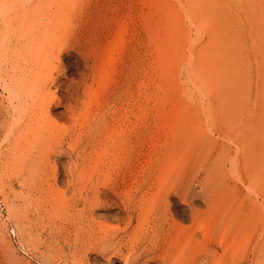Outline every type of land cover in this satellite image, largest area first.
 Here are the masks:
<instances>
[{
    "label": "rangeland",
    "instance_id": "obj_1",
    "mask_svg": "<svg viewBox=\"0 0 264 264\" xmlns=\"http://www.w3.org/2000/svg\"><path fill=\"white\" fill-rule=\"evenodd\" d=\"M115 51L120 56L115 80L96 107L90 89L96 90L97 77ZM255 106L259 110L254 114ZM248 108L249 112L244 111ZM252 114L258 115L254 124ZM47 120L57 122L59 127L53 125L58 131L51 123L53 130L49 125L51 134H47ZM253 133H264V0H0V264H169L171 259L175 264L173 256L185 251L177 264H222L227 252L215 242L224 224L244 248L240 250V244L238 250L235 244L238 254L234 248L232 253L228 250L230 263L264 264V222L256 229L244 210L231 211L239 200L246 206L256 194L257 202L264 203V195L260 196L264 181L249 177L240 163L241 152L249 146L247 137L254 139ZM231 139L242 143L243 150L237 149V143L231 145ZM214 143L220 144V150ZM230 158H235L231 166L241 164L234 169L244 176L243 181L233 179L237 173ZM28 166L35 168L33 180ZM231 168L236 174L232 175ZM52 170H56L54 175ZM48 173L52 174L47 177ZM180 173L183 179V174L177 176ZM177 178L182 181L175 189ZM25 180H30L29 186L26 181L22 187L18 182ZM254 181L259 185L252 187L263 191H252ZM58 184L67 197L65 201L60 196L58 201L68 200L66 207L61 200L63 207L55 203V195L62 191ZM235 187L240 189L238 198L233 196ZM50 193L51 201L47 200ZM183 195L190 199H181ZM43 197L51 206L41 201ZM214 198L218 202L211 206ZM146 201L153 203L149 211V205L138 206ZM144 212L149 219L143 217ZM201 218L221 223L210 241L191 226L197 227ZM170 221H179L186 230ZM107 224L110 229L114 224L119 227L103 231L101 227ZM138 225L142 228L136 229V236L132 230ZM243 233L249 238L247 249ZM185 239L189 246L195 247L201 239L199 247L205 240L209 244L206 241L201 247L205 246V253L195 247L201 253L195 256L194 247L189 250ZM109 240L113 245L106 244ZM207 250L216 257L224 252L221 262L211 254L217 263L212 262ZM246 250L248 259L242 258ZM180 258H188L184 259L187 263Z\"/></svg>",
    "mask_w": 264,
    "mask_h": 264
},
{
    "label": "bare ground",
    "instance_id": "obj_2",
    "mask_svg": "<svg viewBox=\"0 0 264 264\" xmlns=\"http://www.w3.org/2000/svg\"><path fill=\"white\" fill-rule=\"evenodd\" d=\"M112 52H113V51H112ZM112 52H111V53H112ZM117 53H118V52L115 51L114 53H112L113 55L110 54L111 56H109V58L106 59L107 61H106V63H104L105 65L103 66L104 68L102 69V72L99 71L100 73H102L101 77L99 76L100 73L98 72V73H99V74H98L99 77H97V78H99L98 80H100V82L98 83V85H96V86H97L96 90L92 91V89H90V93L92 92V94H90V96L93 95V96H94V101H95V103H93V102H92V103H93L96 107L98 106L96 102L99 101V100H98L99 97H100L101 95H102L101 97H103L104 93L108 90V88H109V86L111 85V83L115 80V75H116V73H117V64H118V61H119V59H120V56L118 55V56H119V57H118V56H117ZM119 62H120V61H119ZM51 79H53V78H51ZM96 80H97V79H96ZM46 82H48V81H46ZM49 82H50V81H49ZM96 82H97V81H96ZM96 82H95V84H96ZM45 86H46V84H45ZM48 86H49V85H48ZM50 86H51V85H50ZM50 86H49V87H50ZM96 86H95V87H96ZM46 89H47V88H46ZM249 89H250V88H249ZM257 89H258V90H256V91H257L258 96H259V95H261V92H260V88H259V86H257ZM43 90H44V88H43ZM87 90H88V89H87ZM47 91H48V89H47ZM54 91H55V90H53V92H54ZM228 91H229V90H228ZM49 92H50V90H49ZM87 92H89V91H87ZM94 92H95V93H94ZM109 92H110V91H109ZM54 93H55V92H54ZM93 93H94V94H93ZM248 93H249V91H248ZM48 94H49V93H48ZM50 94H52V91H51ZM88 94H89V93H88ZM49 96L52 97L53 94H52V95H49ZM54 96H55V95H54ZM56 96H57V95H56ZM90 96H89V97H90ZM228 96H229V95H228ZM87 97H88V96H87ZM229 97H230V96H229ZM52 98H53V97H52ZM53 99H54V98H53ZM58 99H59V98H58ZM58 99H57V103L59 104ZM90 99H91V97H90ZM90 99H88V101L86 100V102H89ZM104 99H105V98H104ZM104 99H103V100H104ZM91 100H92V99H91ZM61 101H62V100H61ZM83 102H84V101H83ZM90 102H91V101H90ZM90 102H89V103H90ZM100 102H102V101L100 100ZM89 103H87V104H89ZM92 103H90V104H92ZM85 104H86V103H85ZM87 104H86V105H87ZM90 104H89V105H90ZM86 105H84V106L86 107ZM70 106H71V105H70ZM87 106H88V105H87ZM91 106H92V105H91ZM46 107H47V106H46ZM46 107H45V108H46ZM93 107H94V106H93ZM98 107H99V106H98ZM45 108H44V111H45ZM72 108H73V107H71L70 110H71ZM75 108H76V107H75ZM253 108H254V109H253V112H252V111H251V112L254 113V114L257 113L258 110H259L258 107L255 106V107H253ZM15 109H16V108H15ZM49 109H50V108H49ZM84 109H87V108H84ZM88 109H89V108H88ZM246 109H247V108H246ZM248 109H249V110H244V111L249 112V111H250V108H248ZM47 110H48V108H47ZM47 110H46V111H47ZM89 110H90V109H89ZM228 110H229V109H228ZM49 111H50V110H49ZM232 111H233V110H231V112H232ZM234 111H235V110H234ZM21 112H23V111L20 110V111L18 112V114H19V113L21 114ZM72 112H73V110H72ZM72 112H71V115H73ZM232 113H233V112H232ZM20 114H19V115H20ZM44 114H45V113H44ZM46 114L48 115V113H46ZM254 114H252V115H253L255 118H252L251 123L256 122L255 119L258 117V115H254ZM53 115H54V114H53ZM44 116H45V115H44ZM50 116H51V113H50ZM75 116H77V115H75ZM75 116H74V117H71V118H74L75 121H76L78 118L76 119ZM47 117H48V116H47ZM53 117H54V116H53ZM53 117L51 116V118H53ZM43 118H44V117H43ZM55 118H56V116H55ZM57 119H59V118H57ZM74 119H73V120H74ZM59 120H60V119H59ZM47 121H49V120H47ZM62 122H63V121H62ZM72 122H73V121H72ZM45 123H46V120H45ZM45 123H44V126L46 125ZM51 123H52V124H51ZM54 123H55V122H52V121L50 122V121H49V122L47 123V127H46V126H45V127L48 128V126H49L50 124L53 126V128H54L55 125L58 126V125L56 124L57 122L55 123V125H53ZM60 123H61V122H60ZM62 124H63V123H61V128L64 127ZM75 124H76V123H75ZM253 124H254V123H253ZM51 125H50L49 128H51V129L53 130V128L51 127ZM73 125H74V124H73ZM56 126H55V128L57 129ZM67 126H68V125H67ZM58 127H59V126H58ZM46 128H44V130H42V131H45ZM49 128H48V130H50ZM70 128H71V126H70ZM42 129H43V128H42ZM56 129H55V130H56ZM63 129H67L66 126H65ZM72 129H73V128H72ZM56 131H58V129H57ZM61 131H62V129H61ZM48 133L51 134V130H50V132L47 131V134H48ZM63 133H64V132H63ZM70 133H71V132H70ZM217 133H221V132H217ZM222 133H224V132H222ZM224 134H225V133H224ZM224 134H223V135H224ZM250 134H251V133H250ZM253 134H254V133H253ZM259 134H260V133H255V134H254L255 136L253 135V138H254V139H251V138L247 137V138H248L249 146H248V147L246 146V148H245L244 150H243V148H241L242 146L240 145V144H242V143L233 142L232 139H231V142H232L231 145L237 143V144L239 145V146L237 145V146L239 147V148L237 147V149H240V148H241L240 151L243 150V152H241V154L239 153L240 156L242 155V157L240 158V160L242 159V161H241L240 163H243V168H244L246 174L249 175V177H251V178L257 177L256 179H258V177H260V179L262 178V180L264 181V133H261L260 135H259ZM64 135H65V134H64ZM207 135H208V134H207ZM258 135H259V136H258ZM229 136L231 137V135H229ZM251 136H252V135H251ZM17 137H19V136H17ZM209 137H210V136H209ZM206 138H207V137H206ZM220 138H221V136H220ZM226 138H227V137H226ZM226 138H224V140H225ZM231 138H232V137H231ZM19 139H20V138H18V139H16V140H18V142H19V141H20ZM221 139H222V138H221ZM229 139H230V138H229ZM237 139H238V138H237ZM257 139H258V140H257ZM209 140H210V139H209ZM224 140H222V142H223ZM227 140H228V139H227ZM246 140H247V139H246ZM256 140H257V141H256ZM216 141H217V140H216ZM216 141H215V142H216ZM229 141H230V140H229ZM252 141H253V142H252ZM258 141H259V143H258ZM222 142H221V145L225 146L226 143L223 144ZM227 142H228V141H227ZM231 142H230V143H231ZM209 144H210V143H209ZM214 144H215V143H214ZM212 145H213V144H212ZM243 145H244V143H243ZM215 146L218 147V149L220 150L221 147H219V146H220L219 143L215 144ZM226 146H227V145H226ZM229 146H230V145H229ZM213 147H214V146H213ZM216 147H215V148H216ZM235 147H236V145H235ZM244 147H245V146H244ZM216 150H217V149H216ZM227 150H228V149H227ZM227 150H226L225 153L230 152V150H229V151H227ZM238 151H239V150H238ZM48 152H49V154H51V153H52V150H51V153H50V151H48ZM236 152H237V151H236ZM54 153H56V152L54 151ZM44 154H45V153H44ZM46 154H47V152H46ZM46 154H45V156H46ZM206 154H207V153H206ZM228 154H230V153H228ZM239 154H238V155H239ZM47 155H48V154H47ZM226 155H227V154H226ZM235 155H236V154H235ZM223 156H224V155H223ZM10 157H13L14 159H16L15 156H11V155H10ZM29 157H30V156H29ZM49 157H50V156H49ZM233 157H234V156H233ZM27 158H28V155H27ZM44 158H45V157H43V159H44ZM47 158H48V157L46 156V159H47ZM219 158H220V160H221L222 157L219 156ZM219 158H218V160H219ZM223 158H224V157H223ZM223 158H222V159H223ZM225 158H228V157L226 156ZM235 158H236V157H235ZM235 158H234V160H233V158H232V161H233V162H235ZM29 159H31V157H30ZM41 159H42V158H41ZM50 159H51V157H50ZM204 159H205V158H204ZM236 159H237V158H236ZM32 160H33V159H32ZM48 160H49V159H48ZM224 160H226V159H224ZM41 161H42V160H41ZM45 161H46V160H45ZM53 161H55V160H53ZM177 161H179V160H177ZM201 161H202V160H201ZM227 161H228V160H227ZM230 161H231V158H230V160H229L228 162L230 163ZM232 161H231L232 164H230V166L234 164ZM28 162H29L28 165L31 164V161H28ZM47 162H48V161H47ZM225 162H226V161H225ZM42 163H43V162H42ZM45 163H46V162H45ZM48 163H49V162H48ZM215 163H216V161H215ZM220 163H221V162H220ZM220 163H218V164H220ZM240 163H239V166H241ZM43 164H44V163H43ZM49 164H50V163H49ZM49 164H48V165H49ZM53 164H54V163H53ZM53 164H52V166H53ZM55 164H56V163H55ZM55 164H54V165H55ZM177 164H178V163H177ZM184 164H185V163H184ZM201 164H204V163H201ZM218 164H217V165H218ZM221 164H222V163H221ZM225 164H226V163H225ZM44 165H45V164H44ZM48 165H47V166H48ZM56 165H57V164H56ZM214 165H215V164H214ZM235 165H236V163H235ZM47 166H45V167H47ZM57 166H58V165H57ZM200 166H201V165H200ZM202 166H203V165H202ZM221 166H223V165H221ZM221 166L219 165L218 169H220ZM230 166H229V167H230ZM237 166H238V165H237ZM239 166H238V167H239ZM216 167H217V166H216ZM231 167H233V169H234V168H238V167H234V166H231ZM28 168H29V166H28ZM48 168H52V167L49 166V167H47V169H48ZM214 168H215V167H214ZM29 169H31V168H29ZM29 169H27L28 172L32 170V169H31V170H29ZM52 169H53V168H52ZM183 169H184V171H186L185 168H183ZM205 169H206V168H205ZM218 169H215V171L217 170V173H218ZM239 169H240V168H239ZM239 169H238V170H239ZM33 170H35V168H34ZM33 170H32V171H33ZM36 170H37V169H36ZM48 170H49V169H48ZM50 170H51V169H50ZM180 170H182V167H181ZM220 170H222V169H220ZM231 170H232V168H231ZM234 170H235V169H234ZM242 170H243V169H242ZM37 171H38V170H37ZM160 171H161V170H160ZM160 171H158V173H161ZM182 171H183V170H182ZM193 171H194V169H193ZM35 172H36V171H35ZM49 172H50V171H49ZM52 172H53V175H54V172H56V170H55V171L52 170ZM162 172H165V171H162ZM220 172H221V171H220ZM224 172H225V171H224ZM230 172H233V170L230 171ZM235 172L237 173L238 171L235 170ZM235 172H233L232 175H234ZM239 172H240V170H239ZM33 173H34V171H33L32 173H30V175L32 176ZM57 173H58V172H57ZM158 173H157V174H158ZM165 173H166V172H165ZM177 173H178V172H177ZM222 173H223V172H221L220 174L223 175ZM225 173H226V175H228V174H229V171H226ZM227 173H228V174H227ZM236 173H235V174H236ZM258 173H259V174H258ZM34 174H35V173H34ZM51 174H52V173H51ZM51 174L48 173L47 177H48L49 175H51ZM154 174H156V173H154ZM169 174H170V173H169ZM181 174H183V173H180V175H177V176L180 177ZM230 174H231V173H230ZM243 174H245V173H243ZM28 175H29V173H28ZM30 175H29V176H30ZM44 175L46 176V174H44ZM44 175H43L42 179L45 178ZM55 175H56V174H55ZM174 175H175V174H174ZM226 175H225V177H226ZM232 175H231V176H232ZM257 175H258V176H257ZM31 176H30V177H31ZM229 176H230V175H229ZM229 176H228V177H229ZM231 176L229 177V179H232ZM235 176H236V178H234ZM33 177H34V176H32L31 179H32ZM47 177H46V178H47ZM50 177H51V176H50ZM144 177H145V176H144ZM175 177H176V176H175ZM182 177H184V174H183L180 178H182ZM211 177H212V175H210L208 178H211ZM228 177H227V178H228ZM232 177H233V176H232ZM234 177H233V179H235V181H236V179H238V180H240V181H243V180H244V179H243L244 176H242L241 173H237V175H234ZM249 177H247V178H249ZM40 178H41V176L39 175V179H40ZM56 178H58V177H56ZM113 178H114V177H113ZM135 178H136V177H135ZM135 178H134V179H135ZM141 178H142V177H141ZM160 178H161V176H160ZM220 178L224 179L223 176L220 177ZM31 179H30V180H31ZM47 179H48V178H47ZM47 179H46V181H47ZM49 179H50V178H49ZM121 179H122V178H121ZM165 179H166V178H165ZM182 179H183V178H182ZM222 179H221V180H222ZM30 180H29V182H28L27 180L22 181V183H21V181H19L18 183H19V184H22V187H24V186H25L24 184L26 183V181L28 182L26 185H28V184L30 183ZM32 180H33V179H32ZM32 180H31V181H32ZM43 180H45V179H43ZM43 180H42V181H43ZM51 180H52V179H51ZM57 180H58V179H57ZM68 180H69V179H68ZM71 180H72V179H71ZM122 180H123V179H122ZM142 180H143V178H142ZM163 180H164V179H163ZM176 180L178 181V178H177ZM179 180H180V179H179ZM213 180H214V179H213V177H212V181H213ZM248 180H249V179H248ZM42 181H41V182H42ZM48 181H49V180H48ZM55 181H56V180H55ZM112 181H113V180H112ZM135 181H136V180H135ZM158 181H159V180H158ZM177 181H175V183H176ZM180 181H182V180H180ZM180 181H178L179 184H178V183L175 184V186L178 184V186L175 187V189L178 188V187L180 186ZM229 181H230V180H229ZM232 181H233V180H232ZM256 181H257V180H256ZM23 182H24V184H23ZM32 182H34V181H32ZM57 182H58V181H57ZM69 182H70V181H68V183H69ZM72 182H73V181H72ZM153 182H154V181H153ZM155 182H157V181H155ZM172 182H174V181H172ZM210 182H211V181H210ZM210 182H207V183H209L210 185H212ZM213 182H214V181H213ZM254 182H255V181H254ZM42 183H44V181H43ZM45 183H47V185H48L49 182H45ZM74 183H75V182H74ZM138 183H139V182H138ZM157 183L159 184V182H157ZM161 183H163V182H161ZM207 183H206V185H207ZM225 183H226V182H225ZM60 184H61V186L63 185L62 183H60ZM70 184H72V183H70ZM155 184H156V183H155ZM158 184H157V185H158ZM186 184H187V183H186ZM223 184H224V183H223ZM226 184H227V183H226ZM255 184H256V188H257L258 185H259V182H258V185H257L256 182H255L253 185H251V184H250V185H251V187H252V186H254ZM23 185H24V186H23ZM50 185H53V184L50 183ZM50 185H49V186H50ZM74 185H75V184H74ZM106 185H107V184H106ZM145 185H146V184H145ZM151 185H153V184H151ZM151 185H150V187H151ZM28 186H29V185H28ZM56 186H57V185H56ZM56 186H55V187H56ZM104 186H105V185H104ZM110 186H111V184H110ZM110 186H109V187H110ZM148 186H149V185H148ZM212 186H214V185H212ZM236 186H237V185H236ZM260 186H261V185H260ZM262 186H263V184H262ZM26 187H27V186H26ZM55 187H51L50 190L53 189V188H55ZM58 187L62 190V187H63V186L60 187L59 184H58ZM58 187H57V188H58ZM64 187H65V186H64ZM158 187H159V185H158ZM158 187H157V189H159V191H160V188H158ZM164 187H165V186H164ZM208 187H209V186L206 187L207 190H208ZM215 187H216V186H215ZM251 187H250V188H251ZM254 187H255V186H254ZM254 187H252V188H253V190L251 189L252 191L255 190ZM46 188H47V187H46ZM97 188H98V187H97ZM138 188H139V187H138ZM148 188H149V187H148ZM155 188H156V187H155ZM155 188H154L153 190H155ZM171 188H172L171 190H173V189H174V186L171 187ZM235 188H236V187H235ZM246 188H248V187L246 186ZM60 189H57L55 192H59ZM95 189H96V188H95ZM157 189H156V191H157ZM230 189H231V186H230ZM232 189H233V188H232ZM248 189H249V188H248ZM261 189H262V188H260V189L258 188V189H257L258 191H257V190H255V191L258 193V192H261V191H260ZM263 189H264V188H263ZM263 189H262V191H263ZM58 190H59V191H58ZM113 190H115V189L113 188ZM136 190H137V189H136ZM162 190H163V189H162ZM168 190H170V189H168ZM171 190H170V191H171ZM210 190H211V189H210ZM224 190H225V189H224ZM251 190L249 189V190H247V191L250 192ZM42 191H43V189H42ZM42 191H41V192H42ZM44 191H45V189H44ZM63 191L66 192L65 190H62V191H60L59 195H58V193H57L58 196L55 195V199H57V201H56L55 203H57V205H60V207H63L64 205H62L61 203H59L61 199L58 201V197L60 198V196H62L61 198L65 199V198H64V195H63V193H64ZM67 191H68V188H67ZM97 191H98V190H97ZM116 191H117V189H116ZM151 191H152V190H151ZM159 191H158V192H159ZM175 191H177V190H175ZM203 191H205V190H203ZM203 191H202V193H203ZM211 191H212V190H211ZM225 191H226V190H225ZM239 191H240V189H237V188H236L235 192H237V193H235V194L233 195L235 198H238V197H236L235 195H239V193H238ZM50 192H54V190H53V191H50ZM55 192H54V193H55ZM62 192H63V193H62ZM172 192H174V191H172ZM212 192L215 193L214 191H212ZM233 192H234V191H233ZM249 192H248V193H249ZM113 193H114V191H112V194H113ZM116 193H117V192H116ZM118 193H119V191H118ZM149 193H150V192H149ZM174 193H175V192H174ZM208 193H209V192H208ZM210 193H211V192H210ZM252 193L255 195V192H252ZM55 194H56V193H55ZM144 194H145V193H144ZM153 194H154V195L156 194V196L158 195V193H156L155 191H154ZM171 194H172V193H170L169 195H171ZM203 194H204V193H203ZM218 194H219V193H218ZM260 194H261L260 196H262V194L264 195V193H262V192H261ZM48 195H49L50 197L47 198V200H49L50 198L54 199V198L52 197L51 193L48 194ZM116 195H118V194H116ZM167 195H168V194H167ZM169 195H168V196H169ZM215 195H216V193H215ZM249 195H250V194H249ZM258 195H259V194H256L255 196L257 197ZM43 196H44V195H43ZM93 196H94V195H93ZM93 196H92V197H93ZM112 196H114V194H113ZM128 196H129V194H128ZM128 196H127V198H129ZM156 196H155V198H156ZM184 196H185V195L181 196V199H182V197H184ZM187 196H189V195H186L184 198H186ZM239 196H240V195H239ZM260 196H259V197H260ZM56 197H57V198H56ZM97 197H98V196H97ZM109 197H110V196H109ZM118 197H119V196H118ZM130 197H132V196H130ZM146 197H148V199H149V196H146ZM151 197H152V196H151ZM159 197H160V196H159ZM206 197H207V196H205V198H206ZM249 197H250V196H248V198H249ZM256 197L253 198V199H251L252 197L249 198L250 201L248 200V205H246V206H245V203H244L245 201H242V202L240 203L241 200H239V204L234 205L235 208H233L231 211H232L233 213L236 214V212H237L238 210H244L245 212H243V213H245L246 216L249 217L248 219H250L251 222H253V223L256 224V225L254 224V227L257 229L258 226H259L258 224L261 225V223L264 222V209L262 208V204H264V203L261 204L259 201L257 202V198H256ZM44 198H46V197H43L41 201H43V202L45 201V203L48 204L49 202L47 203V200L44 199ZM98 198H99V197H98ZM101 198H102V197H101ZM124 198H125V196H124ZM157 198H158V197H157ZM161 198H162V197H160V199H161ZM169 198H170V196H169ZM169 198H168V199H169ZM187 198H189V197H187ZM216 198H218V196H217ZM216 198H214V200L211 202V206H212V205H213V206H214V205L216 206V203H215V201H217ZM229 198H232V197L230 196ZM246 198H247V197H246ZM261 198H262V197H261ZM43 199H44V200H43ZM66 199H67V197H66ZM66 199H65V201H66ZM68 199H69V198H68ZM77 199H78V198H77ZM102 199L104 200V198H102ZM139 199H141V198H139ZM150 199L152 200V198H150ZM165 199H166V198H165ZM189 199H190V198H189ZM189 199H188V201H189ZM221 199H223V198L220 197L219 200H221ZM224 199H225V198H224ZM224 199H223L222 201H224ZM93 200H94V199H93ZM97 200H98V199H97ZM105 200H106V199H105ZM122 200H123V199H122ZM145 200H146V199H145ZM156 200H157V199H156ZM169 200H170V199H169ZM183 200H185L186 203L188 202L186 199H183ZM183 200H182V201H183ZM227 200H228V199H227ZM230 200H231V199H230ZM263 200H264V198H263ZM49 201H51V200H49ZM52 201H54V200H52ZM65 201H64V200H61V202H63V203H64ZM69 201H70V200H69ZM73 201H74V200H73ZM78 201H79V200H77V202H78ZM90 201H91V199H90L88 202H90ZM98 201H99V200H98ZM170 201H171V200H170ZM185 201H183V202H185ZM228 201H229V200H228ZM237 201H238V200H237ZM86 202H87V201H86ZM127 202H129V201H127ZM146 202H147V201H146ZM157 202H158V201H157ZM162 202H164V200H163ZM217 202H218V201H217ZM229 202H230V201H229ZM235 202H236V201H235ZM53 203H54V202H53ZM53 203H52V204H53ZM55 203H54V206H55ZM65 203H66V202H65ZM65 203H64V204H65ZM67 203H68V200H67ZM67 203H66V205H65L64 207H66V206L69 205V203H68V205H67ZM106 203H108V201H107ZM147 203H148V204H146L145 202H143L142 205L139 203L140 205H138V206L144 208V206H143L144 204L147 205V206L149 205V206L147 207V210H146V211H149L148 208L150 209V207H152L151 204L153 205V203H152L151 201H148ZM149 203H150V204H149ZM237 203H238V202H237ZM246 203H247V202H246ZM46 204H44V205H46ZM75 204H76V203H75ZM94 204H95V203H94ZM97 204H98V203H97ZM133 204H134V202H133ZM136 204H137V203H136ZM159 204H160V203H159ZM232 204H233V202H232ZM49 205L51 206V202L49 203ZM72 205H73V204H72ZM85 205H86V204H85ZM87 205H90V204H87ZM91 205H92V203H91ZM95 205H96V204H95ZM99 205H100V203H99ZM99 205H98V206L96 205V206L99 207ZM76 206H77V205H76ZM100 206H102V203H101ZM124 206H125V205H124ZM167 206H168V205H167ZM56 207H57V206H56ZM90 207H91V206H90ZM228 207H229V205H228ZM228 207H227V208H228ZM71 208H72V207H71ZM75 208H76V207H75ZM88 208H89V206H88ZM102 208H103V207H102ZM143 208H141V210H142ZM220 208H221V207H220ZM64 209H66V208H64ZM76 209H77V208H76ZM92 209H93V207H92ZM104 209H105V207H104ZM106 209H107V208H106ZM165 209H166V208H165ZM208 209H209V208H208ZM228 209H229V208H228ZM32 210H33V209H32ZM32 210H27V211H30V212H31ZM66 210H67V209H66ZM88 210H89V209H88ZM101 210H102V209H101ZM152 210H153V209H152ZM202 210H203V209H202ZM204 210H205V209H204ZM214 210H215V209H214ZM223 210H225V209H223ZM223 210H222V211H223ZM35 211H36V210H35ZM74 211H75V210H74ZM25 212H26V211H25ZM25 212H24V215L26 214ZM30 212H28V215H29ZM33 212H34V211H33ZM92 212H93V211H92ZM141 212H142V211H141ZM212 212H213V211H212ZM37 213H38V211H37ZM71 213H72V212H71ZM73 213H74V212H73ZM77 213H78V212H77ZM138 213H139V212H138ZM147 213H148V212H147ZM147 213H146V214H147ZM208 213H209V212H208ZM208 213L206 212V216H207V217L209 216ZM217 213H219V212H217ZM31 214H33V213H31ZM38 214H39V213H38ZM75 214H76V213H75ZM94 214H95V212H94ZM146 214H145V212H144V216H143V215H142V216L145 218V215H146ZM192 214H193V213H192ZM199 214H201V212H200ZM212 214H213V213H212ZM222 214H223V213H222ZM26 215H27V214H26ZM28 215H27V216H28ZM36 215H37V214H36ZM73 215H74V214H73ZM91 215H92V214H91ZM201 215H202V214H201ZM201 215H200V217H201ZM210 215H211V214H210ZM217 215H218V214H217ZM34 216H35V215H34ZM37 216H38V215H37ZM41 216H42V215H41ZM71 216H72V215H71ZM75 216L77 217V215H75ZM78 216H80V215H78ZM94 216H95V215H93V219H94ZM99 216H100V215H99ZM101 216H102V215H101ZM139 216H140V215H138V217H139ZM148 216H149V215H148ZM162 216H163V215H162ZM170 216H171V215H170ZM223 216H224V215H222V217H223ZM228 216H229V215H228ZM236 216H238V214H237ZM243 216H244V214H243ZM24 217H26V216H24ZM39 217H40V216H39ZM102 217H105V216H102ZM203 217H204V216H203ZM207 217H206V218H207ZM225 217H227V216H225ZM36 218H38V217H36ZM73 218H75V217H73ZM78 218H79V217H78ZM100 218H101V217H100ZM106 218H107V217H106ZM144 218H142V217H141V219L139 218V219H140V220L138 219L139 222L141 223V222H142V219H144ZM146 218L149 219L148 217H146ZM146 218H145V219H146ZM175 218H176V217H175ZM209 218H210V217H209ZM213 218H214V217H213ZM227 218H228V217H227ZM233 218H234V217H233ZM240 218H241V217H240ZM244 218H245V217H244ZM38 219H39V218H38ZM41 219H42V218H41ZM43 219H44V218H43ZM43 219H42V221H43ZM75 219H76V218H75ZM129 219H130V218H129ZM170 219H173V220H174V218H170ZM216 219H218V218H216ZM237 219L239 220V218H237ZM241 219H242V218H241ZM241 219H240V220H241ZM245 219H247V217H246ZM245 219H242V221H244ZM26 220H28V218H27ZM72 220H74V219H72ZM76 220H77V219H76ZM95 220H96V222H97V224H98V219H95ZM176 220H177V219H176ZM200 220H201V222H199V223H195V222L192 220L193 223L197 224V227H196V225H195V227H194L193 225H191V226H192L193 228H197L198 230H200L199 233L202 232V234H203L202 236H205L206 239H207L208 241H210L209 238H210V239L213 238V235H212L211 233H212V232L218 227V222H219V220H218V222H217V221H214V224H211L212 221H211V223H210V222L208 223V222L204 221V220H206V219L203 220V219L201 218ZM230 220H232L231 217H230ZM39 221H40V220H39ZM78 221H79V219H78ZM88 221H89V220H88ZM145 221H146V220H145ZM147 221H148V220H147ZM147 221H146V222H147ZM179 221H180V220H179ZM179 221H177V222H176V221H174V222L170 221V222H171V224L174 223V224H175L176 226H178V228L181 230V229L183 228V226L180 225V224L178 223ZM192 221H191V222H192ZM197 221H198V219H197ZM233 221H234V220H233ZM248 221H249V220H248ZM28 222H29V221H28ZM70 222H71V221H70ZM72 222H74V221H72ZM75 222L77 223V221H75ZM146 222H144V223H146ZM230 222H232V221H230ZM87 223H88V222H87ZM91 223H92V222H91ZM102 223H105V222H102ZM102 223L99 222V225H101ZM181 223H182V221H181ZM219 223H220V222H219ZM228 223H229V221H228ZM239 223H240V221H239ZM243 223H244V222H243ZM73 224H74V223H73ZM128 224H129V223H128ZM168 224H169V223H168ZM183 224H184V223H183ZM92 225H94V224H92ZM102 225H103V224H102ZM104 225H105V224H104ZM111 225H112V224H111ZM115 225H116V224H114V225L112 226V227H113V228H111L112 230H113V229L116 230V227H119V226H116V227H115ZM117 225H118V224H117ZM184 225H185V224H184ZM219 225H221V223H220ZM239 225H240V224H239ZM239 225H238V227H239ZM248 225H249V224H248ZM89 226H90V224H89ZM96 226H97V225H96ZM106 226L109 227L110 224H107ZM106 226L101 227V229L103 228V231H105V228H106V229H110V227L107 228ZM141 226H142V223H141ZM141 226L138 225L135 229L132 230V233H134L135 235H136V233H139V232H140L139 229L141 230V228H142ZM143 226H144V225H143ZM189 226H190V225H189ZM231 226H232V225H231ZM59 227H60V226H58V228H59ZM138 227H141V228H138ZM242 227H245V229L247 228L246 226H242ZM263 227H264V226H263ZM76 228H77V227H76ZM84 228H87V227H84ZM89 228H90V227H89ZM124 228H125V227H124ZM126 228H127V227H126ZM137 228H138V229H137ZM189 228H191V227H189ZM193 228H192V230H193ZM219 228H220V226H219ZM219 228H218V229H219ZM250 228L253 230V227H251V225H250ZM250 228H249V229H250ZM255 228H254V229H255ZM63 229H64V228H63ZM81 229H82V228H81ZM92 229H93V227H92ZM111 229H110V230H111ZM121 229L123 230L122 227H121ZM136 229H137L139 232H135ZM145 229H146V228H145ZM184 229H185V228H183L182 230H184ZM197 229H196V231H197ZM240 229H241V225H240ZM249 229H248V231H249ZM60 230H61V228H60ZM77 230H78V229H77ZM84 230H85V229H84ZM86 230H88V229H86ZM112 230H111V231H112ZM168 230H169V229H168ZM185 230H186V229H185ZM192 230H191V231H192ZM194 230H195V229H194ZM194 230H193V232H194ZM216 230H217V229H216ZM246 230H247V229H246ZM58 231H59V230L57 229V232H58ZM65 231H66V230H65ZM65 231H64V232H65ZM93 231H94V230H93ZM95 231H97V230H95ZM98 231H99V230H98ZM143 231H144V230H143ZM196 231H195V232H196ZM240 231H241V230H240ZM244 231H245V230H244ZM244 231H243V232H244ZM262 231H263V228H262ZM88 232H89V230H88ZM88 232H87V233H88ZM90 232H91V231H90ZM176 232H177V231H176ZM185 232H186V231H185ZM185 232H184V233H185ZM197 232H198V231H197ZM214 232H215V231H214ZM214 232H213V234H214ZM219 232H220L219 237L216 239V242H215V243H216V245L218 244L217 246H220V248H222L223 250H225V251H224L225 253L227 252V255H226V256L228 257L227 260H229V263H230V260H232V259H231L232 256L230 257L229 255L233 252V248H234L235 252H237V250L235 249L236 246H234V245H235V244L237 245V249H238V250H239L238 245L241 244V245L239 246V247H240V250H241V248L244 249V248L242 247L243 245H242L241 242H240V244H239V243L236 241V239H234L235 234L232 235L233 237L231 236V233H233V232H232L231 228L229 227V225L224 224V226H222V228L220 229ZM250 232H251V230H250ZM75 233H76V232H75ZM95 233H97V232H95ZM95 233H94V234H95ZM109 233H110V232H109ZM116 233H117V232H116ZM191 233H192V232H191ZM64 234H65V233H64ZM68 234H69V233H68ZM84 234H85V233H84ZM105 234H107V233H104V235H105ZM134 234H132V237H135ZM140 234H141V233H140ZM180 234H181V232H180ZM187 234L190 235V233H187ZM210 234L212 235V237H211ZM243 234H244V233H243ZM245 234H246V235L248 234L247 237L250 236V235H249V232H247V231L245 232ZM245 234H244V236H245ZM77 235H78V234H77ZM89 235H90V234H89ZM89 235H88V236H89ZM116 235H117V234H116ZM116 235H115V236H116ZM133 235H134V236H133ZM175 235H176V234H175ZM181 235H182V234H181ZM183 235H186V234H183ZM199 235H200V234H199ZM263 235H264V234H263ZM85 236H87V235H85ZM91 236H92V234H91ZM94 236H95V235H94ZM105 236H106V235H105ZM107 236H108V235H107ZM107 236H106V237H107ZM136 236H137V235H136ZM169 236H170V234H169ZM176 236H177V238H175ZM176 236L174 237V235H173V237H171V240H172V238H173V239L175 238V239L178 240V235H176ZM195 236H196V235H195ZM200 236H201V235H200ZM202 236H201V237H202ZM61 237H62V236H61ZM110 237L113 238V236H111V234H110ZM110 237H109V238H110ZM184 237H186V236H184ZM190 237H192V235H191ZM205 237H203V238L205 239ZM215 237H216V236H215ZM215 237H214V238H215ZM231 237H232V238H231ZM247 237H246V236L243 237V238H246V239H247V242H246L247 244L245 243V249H247L246 246L248 245L249 238H250V237H249V238H247ZM261 237H262V235H261ZM82 238H83V236H82ZM90 238H91V237H90ZM112 238H110V239H112ZM181 238H182V236H181ZM181 238H179V240H181ZM186 238L188 239V236H187ZM193 238H194V235H193ZM195 238H196V237H195ZM85 239H86V238H85ZM130 239L133 240L134 238H130ZM187 239H185L186 242H189V240H187ZM189 239H191V238H189ZM262 239H263V237H262ZM83 240H84V239H83ZM112 240H113V239H112ZM135 240H136V239H135ZM193 240H194V241H197L198 239H193ZM201 240H203V239H201ZM201 240H198V242H199V241L201 242ZM207 240H205V243H206ZM110 241H111V240H109L108 243H106V244H108V245H113V243L115 242V239H114V242H112V244L110 243ZM136 241H137V240H136ZM169 241H170V239H169ZM203 241H204V240H203ZM203 241H202V243H203ZM208 241H207V242H208ZM245 241H246V240L242 241L243 244H244ZM65 242H66V241H65ZM165 242H166V241H165ZM174 242H175V241H173L172 243H174ZM177 242L179 243V241H177ZM177 242H176V243H177ZM184 242H185V241H184ZM186 242H185V243H186ZM192 242H193V241H192ZM198 242H197V243H198ZM212 242H214V241H212ZM235 242H237V243H235ZM263 242H264V240H263ZM263 242H261V243H263ZM197 243H196L195 247H196V249H199V250H200V248L202 247V245L205 244V243H203V244L201 245V247H199L200 244L198 243L199 245H197ZM233 243H234V244H233ZM261 243H260V244H261ZM133 244H134V243H133ZM133 244H132V245H133ZM179 244H181V243H179ZM179 244H178V246H179ZM182 244H183V242H182ZM193 244H195V243H193ZM207 244H209V242H208ZM170 245H171V243H170ZM172 245H173V244H172ZM183 245H185V244H183ZM189 245H190V242L188 243V246H189ZM191 246L194 247V245H191ZM191 246L188 247L189 250L192 248ZM165 247H166V246H165ZM167 247H168V246H167ZM176 247H177V246H176ZM185 247H187V246H185ZM185 247H184V248H185ZM190 247H191V248H190ZM195 247H194L193 249H195ZM197 247H199V248H197ZM206 247H207V249H209V248H208V245H207ZM261 247H262V250L264 251V245L261 246ZM104 248H105V247H104ZM129 248H130V246H129ZM182 248H183V246H181V247H177V249H182ZM175 249H176V248H175ZM186 249H187V248H186ZM193 249H192V250H193ZM196 249H195L194 252L191 250V252L195 253V256H197V254H201V253H199L200 251H199V250L196 251ZM204 249H206L205 246H203V250H204ZM210 249H211V248H210ZM222 249H221V250H222ZM163 250H164V249H163ZM163 250H162V251H163ZM173 250H174V249H173ZM173 250H172V251H173ZM183 250L185 251V249H183ZM187 250H188V249H187ZM201 250H202V248H201ZM203 250H202V251H203ZM214 250H215V249H214ZM223 250H222V251H223ZM228 250L231 251L230 254H229V251H228ZM129 251H130V249H129ZM166 251H167V250H166ZM169 251H170V250H169ZM198 251H199V252H198ZM207 251H208V250H207ZM210 251H211V250H209L208 253L211 255L213 252H210ZM186 252H187V251H185V253H184V252H183V253L179 252V255H180V253H181V254H186ZM196 252H197V253H196ZM224 252H222L223 255H224ZM242 252H244V251H242ZM248 252H249V250H248V251L246 250L245 253H247V255H244L245 253L242 254V255H244V256H242V258H244V257L247 258L246 256H248ZM161 253H162V252H161ZM170 253H171L172 256H173V253H172V252H170ZM170 253H168V255H169ZM189 253H190V251H188V254H189ZM204 253H205V250H204ZM262 253H263L262 255H264V252H262ZM165 254H167V253H165ZM165 254H164V255H165ZM191 254H192V253H190V256H191ZM222 254L220 255V254L218 253V254H217V255H218V256H217L218 258L216 257V255H214V254H212V255L216 257V259L213 257L215 260L219 259V261L221 262V260H220V256H221V257H224ZM228 254H229V255H228ZM233 254H234V253H233ZM233 254H232V255H233ZM237 254H238V252H237ZM237 254H235V256H236ZM158 255H159V254H158ZM158 255H157L156 257H158ZM164 255H163V257H164ZM176 255H177V257H176ZM179 255H178V252H177V253L175 254V256H173V260H174V258H175V259L177 258V262H178ZM212 255H211V258H212ZM106 256H109V255H106ZM170 256H171V255H170ZM170 256H168V258L171 259ZM181 256H182V255H181ZM183 256H185V255H183ZM186 256H187V255H186ZM190 256H188V257H190ZM195 256H193V257H195ZM226 256H225V258H227ZM137 257H138V256H137ZM161 257H162V256H161ZM163 257H162V258H163ZM229 257H230V258H229ZM240 257H241V256H240ZM240 257L238 256V257H237L238 259H237V258L234 259L235 262H237L236 260H239ZM159 258H160V255H159ZM164 258H165V257H164ZM168 258H167V259H168ZM190 258H191V257H190ZM213 258L210 259V260H212V262H213V260H214ZM233 258H234V257H233ZM136 259H137V258H136ZM167 259H166V260H167ZM180 259H183V258H180ZM184 259H186V258H184ZM184 259H183V261H185ZM191 259H192V258H191ZM222 259H223V258H222ZM247 259H248V258H247ZM247 259H246V260H247ZM125 260H126V257H125ZM161 260H163V259H161ZM186 260L188 261V258H187ZM215 260H214V263H215V262L217 263L218 260H217V261H215ZM223 260H225L224 262L226 263L227 260H226V259H223ZM255 260H256V259H255ZM163 261H165V260H163ZM167 261H168V260H167ZM180 261H181V260H180ZM219 261H218V262H219ZM232 261H233V260H232ZM232 261H231V262H232ZM242 261H243V259H242V260L240 259V263H241ZM125 262H126V261H125ZM145 262H147V261H145ZM173 262H175V264H177L176 260L173 261ZM185 262H186V261H185ZM190 262H191V261H190ZM192 262H193V261H192ZM209 262H210V261H209ZM209 262H208V264H209ZM261 262H262V261H261ZM39 263H41V261H40ZM44 263H45V262H44ZM167 263H169V264L171 263V264H172V259H171L169 262H167ZM179 263H180V262H179ZM179 263H178V264H179ZM183 263H184V262H183ZM186 263H187V262H186ZM188 263H189V262H188ZM225 263L222 262V264H225ZM229 263H228V261H227V264H229ZM238 263H239V262H238ZM238 263H236V264H238ZM255 263H256V261H255ZM258 263H259V262H258ZM87 264H88V263H87ZM173 264H174V263H173ZM180 264H181V263H180ZM190 264H191V263H190ZM210 264H211V263H210ZM217 264H218V263H217ZM219 264H221V263H219ZM230 264H234V263H230ZM256 264H257V263H256Z\"/></svg>",
    "mask_w": 264,
    "mask_h": 264
}]
</instances>
